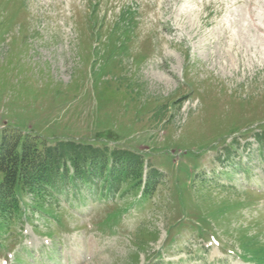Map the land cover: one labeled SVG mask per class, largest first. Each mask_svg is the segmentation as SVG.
Instances as JSON below:
<instances>
[{"label":"rangeland","instance_id":"374dc122","mask_svg":"<svg viewBox=\"0 0 264 264\" xmlns=\"http://www.w3.org/2000/svg\"><path fill=\"white\" fill-rule=\"evenodd\" d=\"M1 133L0 264H264V0H0Z\"/></svg>","mask_w":264,"mask_h":264},{"label":"trees","instance_id":"16d2710c","mask_svg":"<svg viewBox=\"0 0 264 264\" xmlns=\"http://www.w3.org/2000/svg\"><path fill=\"white\" fill-rule=\"evenodd\" d=\"M5 135L0 134V220H11L20 209V197H42L48 192L49 178L46 156L34 140L22 138L19 134ZM48 189L51 192V188Z\"/></svg>","mask_w":264,"mask_h":264},{"label":"bare ground","instance_id":"6f19581e","mask_svg":"<svg viewBox=\"0 0 264 264\" xmlns=\"http://www.w3.org/2000/svg\"><path fill=\"white\" fill-rule=\"evenodd\" d=\"M256 8V7H255ZM242 16V15H241ZM257 17V16H256ZM243 19V18H242ZM246 19V18H245ZM247 22V21H246ZM236 23V22H235ZM243 23H244V21H243ZM245 24V23H244ZM250 24V23H249ZM257 24V23H256ZM245 27H247V26H245ZM244 29V28H243ZM247 31H248V33H247ZM247 31L245 32V33H247L249 36H250V38H251V40H250V42H251V44H253L254 46H256V45H258V43H260V44H262L261 42V39H262V37H261V39H260V37L258 36V35H256V34H250V32H249V27H248V29H247ZM236 33H238L237 35H239L240 37H242L241 36V34H243L244 33V31L242 30V29H240L238 32H236ZM243 35H245V34H243ZM246 36V35H245ZM239 37V38H240ZM248 37V36H247ZM246 37V38H247ZM238 38V39H239ZM246 42V41H245ZM248 47V46H247Z\"/></svg>","mask_w":264,"mask_h":264}]
</instances>
